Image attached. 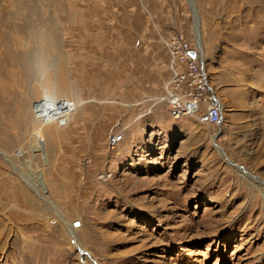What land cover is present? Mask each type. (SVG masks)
<instances>
[{
	"label": "rangeland",
	"instance_id": "1",
	"mask_svg": "<svg viewBox=\"0 0 264 264\" xmlns=\"http://www.w3.org/2000/svg\"><path fill=\"white\" fill-rule=\"evenodd\" d=\"M189 2L0 0V59L28 48L25 81L0 61V264H264V0H193L213 126L156 101L161 36L201 50ZM51 97L64 124L35 114Z\"/></svg>",
	"mask_w": 264,
	"mask_h": 264
},
{
	"label": "built area",
	"instance_id": "2",
	"mask_svg": "<svg viewBox=\"0 0 264 264\" xmlns=\"http://www.w3.org/2000/svg\"><path fill=\"white\" fill-rule=\"evenodd\" d=\"M162 43L168 51V77L163 87L161 101L168 106L172 119L186 117L196 119L205 125H217L221 120L220 105L208 94V76L202 60L193 57L190 52L195 50L182 31L161 36ZM74 111L72 102L62 99L47 100L45 116L63 117ZM123 139V133H112L107 137V145L113 149ZM105 173L100 178H105Z\"/></svg>",
	"mask_w": 264,
	"mask_h": 264
},
{
	"label": "bare ground",
	"instance_id": "3",
	"mask_svg": "<svg viewBox=\"0 0 264 264\" xmlns=\"http://www.w3.org/2000/svg\"><path fill=\"white\" fill-rule=\"evenodd\" d=\"M189 3H190V7H191L192 13H193L194 18H195L196 30H195L194 35L197 38V45L200 48L201 47L200 46V42H199V40L201 38L200 31H199L200 26H201V24H200V18H199L198 13L194 9V2H193V0H190ZM8 39H9V43L6 46V48H4L5 49V53H3V57H1V59H2V61L8 62V61H10L11 59H13L15 57L16 58V61H17V64L16 65H17V68H18V76H19L18 78L20 79V81H25V79H21V78H22V75L24 74L23 71L24 70H27V64H28V48L27 47H24L21 44L22 39L19 37V35H17L14 32H13V34L11 33L9 35V38ZM1 59H0V61H1ZM47 100L48 99H45L44 101H40V102L36 103V105L34 106V111H36L35 114H36V116L38 117V119L40 121L42 119V121L46 123V122H50V121H57L60 118H66V117H68V116H66V117L63 116V117H59V118H56V117L54 118V117H52L50 115L48 117H46L45 116V113L43 111L45 110V105L47 103ZM156 101L161 102V97L157 98ZM221 111H222V109H221ZM59 121H60L59 122L60 124H64V120L63 119H60ZM17 153H18L17 156H20L21 155V151L20 150H18ZM28 168H29V162H28ZM238 171H240L241 173H243L245 175L247 174L246 173V170L243 169V168L242 169H238ZM249 176H251V175H249ZM22 179L37 194H42V192H44V184L41 181L40 175L37 174L36 171H34L33 169H28V172L27 173L22 174ZM258 185H260V184H257L256 186H258ZM263 197H264V195H263ZM58 216H59L58 218L61 220V216L60 215H58ZM63 225L66 228L67 233H69V235L72 236L74 234V227L71 224L67 223V222H65ZM74 239H76V238H74ZM73 243H75V242L73 241ZM74 245H78V244H74Z\"/></svg>",
	"mask_w": 264,
	"mask_h": 264
},
{
	"label": "crops",
	"instance_id": "4",
	"mask_svg": "<svg viewBox=\"0 0 264 264\" xmlns=\"http://www.w3.org/2000/svg\"><path fill=\"white\" fill-rule=\"evenodd\" d=\"M189 6H190V4H189ZM190 11L192 12V10H191V7H190ZM191 14H193V13H191ZM193 21H194V19H193ZM173 28V30L174 31H171V30H168L167 32H168V34H171V33H173V32H176V31H182V30H180V29H178V28H175V27H172ZM171 28V29H172ZM171 31V32H170ZM201 31V30H200ZM183 32V31H182ZM185 35H186V33L185 32H183ZM187 36V35H186ZM200 36H201V34H200ZM187 38L189 39V36H187ZM189 41H190V39H189ZM201 41H202V37H201ZM191 42V41H190ZM191 44H192V42H191ZM192 46H193V44H192ZM193 48H195L194 46H193ZM199 52V53H198ZM198 52H197V56H198V58L200 59V60H203V58L205 57V54H204V49L202 48V45H201V50L199 49L198 50ZM153 100H155V99H153ZM220 107L222 108V105L220 104ZM160 111V109H158L156 112H159Z\"/></svg>",
	"mask_w": 264,
	"mask_h": 264
},
{
	"label": "water",
	"instance_id": "5",
	"mask_svg": "<svg viewBox=\"0 0 264 264\" xmlns=\"http://www.w3.org/2000/svg\"><path fill=\"white\" fill-rule=\"evenodd\" d=\"M190 54H191L193 57L197 56V52H196V50H192V51L190 52Z\"/></svg>",
	"mask_w": 264,
	"mask_h": 264
}]
</instances>
